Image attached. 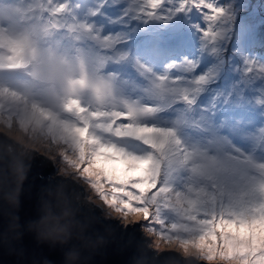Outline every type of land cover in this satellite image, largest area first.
<instances>
[{"label": "snow or ice", "instance_id": "1", "mask_svg": "<svg viewBox=\"0 0 264 264\" xmlns=\"http://www.w3.org/2000/svg\"><path fill=\"white\" fill-rule=\"evenodd\" d=\"M81 7L40 0L32 7L31 28L0 40L7 121L15 116L24 132L50 136L60 147L57 155L110 209L125 219L130 213L140 217L150 232L160 225L159 234L186 255L209 264H264V125L257 156L254 147L241 143L255 137L242 115L220 119L216 104L199 102L217 82V68L191 79L175 74L169 86V69L179 65L195 73L201 61L185 57L157 72L125 46L139 25L195 11L199 19L191 26L200 33L201 50H210L218 66L239 56L236 67L246 76L259 64L264 81V56L234 46L238 33L251 30L238 16L241 6L230 0H139L121 6L115 18L105 11L109 0H99L84 15L76 11ZM51 42L72 58L57 63L45 50ZM143 50L154 54L151 45ZM252 103L264 117V88ZM169 112L176 118L163 119ZM168 213L176 218L170 228L162 218Z\"/></svg>", "mask_w": 264, "mask_h": 264}, {"label": "water", "instance_id": "2", "mask_svg": "<svg viewBox=\"0 0 264 264\" xmlns=\"http://www.w3.org/2000/svg\"><path fill=\"white\" fill-rule=\"evenodd\" d=\"M18 147L0 132V264H209L157 252L140 223L104 218L78 181Z\"/></svg>", "mask_w": 264, "mask_h": 264}, {"label": "rangeland", "instance_id": "3", "mask_svg": "<svg viewBox=\"0 0 264 264\" xmlns=\"http://www.w3.org/2000/svg\"><path fill=\"white\" fill-rule=\"evenodd\" d=\"M172 1L174 3L178 2V0ZM39 2L40 0H10V2H6L4 5L0 6L5 13L3 18H0V40L5 37L16 38L21 32L29 30L31 25H21L16 21L18 15L17 11L20 13H29V16L31 17L34 14L32 11L33 5ZM60 2H69L73 4L79 3L82 7L76 11L80 15H84V13L98 3L99 0H60ZM113 2L114 0H109L111 7L105 9V11H108L107 14L112 15L113 18H115V14L119 12L121 6H134L139 0H120V2L115 0L116 9L112 7ZM230 2L241 6L238 16L243 18L244 21L251 26L249 32L245 34L238 33V40L234 37V46H238L243 52L250 53L257 58L264 56V45L261 48L254 45L257 42L255 37H258L259 34H264V0H230ZM9 11L14 13L11 18L7 15ZM198 19L199 16L194 11L190 17H185V15L181 13L167 23L151 21L146 25L141 24L139 25V28L131 34V39L125 46L131 49L134 55H139L144 62L151 64L157 72L163 71L168 62L180 61L185 57L193 59L198 58V60L201 61L200 66L196 69L195 73H189L186 67L179 65L175 69H169V86H172L175 74H183L191 79L192 75H200L208 71L209 68H217L219 72L217 82L201 94L199 102L202 107H211L212 104H216L218 118L220 119H231L237 114L242 115L245 124L255 129V137H245L241 140V143L250 148L254 147L256 149V155L259 156L260 128L264 125V117L261 115L259 106L252 103L260 92V89L264 88V81L258 76L259 64L255 65L253 72L247 74V76L242 67H236L240 62L239 56L228 59L223 66H218L216 63V57L210 50L206 53L201 50L200 33L191 26V21H196ZM136 26V24H133V27ZM107 27L113 30H118L120 28L119 25H108ZM186 35L192 38L190 44L184 42V46L174 48L168 46V44L175 38H186ZM135 41L137 44H134ZM55 45L58 49L53 51L52 54L57 63H59V61L65 56H67L68 59L72 58V54L66 52L63 46H59L56 43ZM146 45L152 46L154 54L149 55L144 52L143 49ZM45 50L47 54L51 55L48 49ZM111 67H113V65H105L106 69H111ZM247 77H253L251 82H249ZM140 86L141 85H137V87ZM230 90L234 95L232 97H227L226 93ZM226 100L230 101V103H225ZM0 105H3V107H0V132H8L9 139L22 145V147L19 145L18 149L35 152L37 157L47 156L53 164L50 177L62 176L70 180L78 181L82 186L81 198L91 202L93 205L98 207L101 206L102 215L106 219H117L123 224H133V221L140 220L142 230H140V232L148 237L147 245L155 249L157 252H181V258L194 259L193 257L186 255L178 244L175 242H169L161 236L159 234L160 225H152L157 231L150 232L147 230L148 222L143 221L140 217L130 213L125 219L122 214L110 209L100 198L98 193L83 179L78 178L74 174V170L63 161L62 157L57 155L60 147L52 141L50 136L42 133L33 135L24 132L20 127L18 118L15 116H13V119L9 123L7 121V109L10 106V101L0 99ZM237 109L242 110L243 112L237 111ZM175 118L176 115L171 112H169V115L163 117L165 120H172ZM68 155H72L71 151L68 152ZM118 166L122 167L123 165L118 164ZM162 218L165 219L169 228L171 223L176 220L172 213H168L167 216H162ZM195 259L203 262V260L199 258ZM211 263L216 264V262Z\"/></svg>", "mask_w": 264, "mask_h": 264}, {"label": "trees", "instance_id": "4", "mask_svg": "<svg viewBox=\"0 0 264 264\" xmlns=\"http://www.w3.org/2000/svg\"><path fill=\"white\" fill-rule=\"evenodd\" d=\"M243 1H245V0H243ZM118 2H120V0H118ZM163 2H164V0H162V3H163ZM170 3H174V2H173L172 0H170ZM112 4H113L112 7H113L114 9H116L115 0H114V2H113ZM17 13H18V15H17V17H16V21L22 23V22H24V21L26 20L27 23H28L29 25H31V20H30L29 13H20V12H18V11H17ZM160 34H161V33H160ZM162 35H163V34H162ZM184 42L187 43V44H190V43H191V42L189 41V39H187V38H175V39L173 40V42H171V43L168 44V46H169L170 48L179 47V46H184V45H183ZM47 47H49V48H51V49L57 48L54 42H51L49 45H47Z\"/></svg>", "mask_w": 264, "mask_h": 264}, {"label": "clouds", "instance_id": "5", "mask_svg": "<svg viewBox=\"0 0 264 264\" xmlns=\"http://www.w3.org/2000/svg\"><path fill=\"white\" fill-rule=\"evenodd\" d=\"M25 26H29V24L27 23V21H26V23H25ZM186 38L189 39L190 42H192V38H191V37H189L188 35H186ZM134 44H137V42L135 41ZM139 44H142V43H139ZM254 45H256V44H254ZM256 46L259 47V48L262 47V45H256ZM257 47H256V48H257ZM46 49H48V50L50 51L51 55L54 57V55H53L52 53H53V51H55V50L58 49V48L51 49V48H49V47H46ZM10 140H11V139H10ZM19 145H20V144H19ZM20 146H22V145H20Z\"/></svg>", "mask_w": 264, "mask_h": 264}, {"label": "bare ground", "instance_id": "6", "mask_svg": "<svg viewBox=\"0 0 264 264\" xmlns=\"http://www.w3.org/2000/svg\"><path fill=\"white\" fill-rule=\"evenodd\" d=\"M255 38L257 40L256 45H258V44H260L262 46L264 45V34H259L258 37H255ZM7 134H8V132H7Z\"/></svg>", "mask_w": 264, "mask_h": 264}]
</instances>
